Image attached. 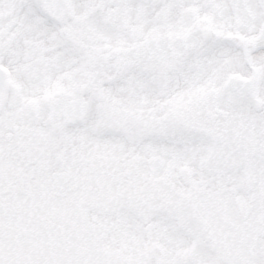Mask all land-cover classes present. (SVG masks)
<instances>
[{
  "label": "snow or ice",
  "instance_id": "1",
  "mask_svg": "<svg viewBox=\"0 0 264 264\" xmlns=\"http://www.w3.org/2000/svg\"><path fill=\"white\" fill-rule=\"evenodd\" d=\"M0 264H264V0H0Z\"/></svg>",
  "mask_w": 264,
  "mask_h": 264
}]
</instances>
